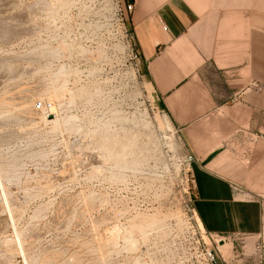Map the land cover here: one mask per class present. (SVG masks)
<instances>
[{
    "label": "rangeland",
    "instance_id": "1",
    "mask_svg": "<svg viewBox=\"0 0 264 264\" xmlns=\"http://www.w3.org/2000/svg\"><path fill=\"white\" fill-rule=\"evenodd\" d=\"M37 16L36 0H0V167L12 170L1 175L8 198L0 181V264H25L23 254L35 264H145L127 238L188 213L178 130L94 28L87 51L71 52L76 82L52 100L74 118L35 125L31 110L48 86L37 74ZM214 240L222 264H259L251 239L226 240L227 253Z\"/></svg>",
    "mask_w": 264,
    "mask_h": 264
},
{
    "label": "crops",
    "instance_id": "2",
    "mask_svg": "<svg viewBox=\"0 0 264 264\" xmlns=\"http://www.w3.org/2000/svg\"><path fill=\"white\" fill-rule=\"evenodd\" d=\"M135 2L144 79L192 157L198 216L212 235L255 247L264 241V0Z\"/></svg>",
    "mask_w": 264,
    "mask_h": 264
},
{
    "label": "built area",
    "instance_id": "3",
    "mask_svg": "<svg viewBox=\"0 0 264 264\" xmlns=\"http://www.w3.org/2000/svg\"><path fill=\"white\" fill-rule=\"evenodd\" d=\"M135 6V0H69L67 3L62 0H36V61L40 81L48 85L55 82L64 84L65 91L66 85L75 83V62L71 52L87 51L93 28L106 35V50L114 55L116 64L123 60L135 78H144L138 40L130 25ZM75 35L80 36L79 40L73 39ZM63 106L64 103L59 101H36L32 109L34 124L38 123V117L52 112L61 116ZM191 160L190 155L185 156L188 167L184 170L187 180L184 192L188 213L184 219L163 223L138 240L137 251L145 264H222L220 251L213 246L214 235L205 229L194 204ZM220 239H224L225 243L229 238L223 236ZM217 241L214 240L219 246ZM255 250L259 264H264L263 240L257 242Z\"/></svg>",
    "mask_w": 264,
    "mask_h": 264
},
{
    "label": "bare ground",
    "instance_id": "4",
    "mask_svg": "<svg viewBox=\"0 0 264 264\" xmlns=\"http://www.w3.org/2000/svg\"><path fill=\"white\" fill-rule=\"evenodd\" d=\"M46 89H44L43 88V90L45 91H40V93L42 92V93H46L45 95H46V97L45 98H43V100H53V99H60L62 96H63V94H64V92H65V89H66V87H65V85L64 84H58L57 82H55V83H53V84H51V85H48V86H46L45 87ZM31 92V91H30ZM35 92V91H34ZM25 93V92H24ZM28 94V93H27ZM25 95V94H24ZM28 95H30V94H28ZM26 96V95H25ZM22 97V96H21ZM44 97V96H43ZM41 98V97H40ZM63 98V97H62ZM1 101H4V98H3V100H1ZM27 101V100H26ZM60 101V100H59ZM7 102V101H6ZM23 102V101H22ZM57 102V101H56ZM2 103V102H1ZM0 103V104H1ZM4 104V106H5V102H3ZM8 103V102H7ZM29 103H30V101H29ZM25 105H26V103H24ZM32 104V103H31ZM3 105L1 106V107H3ZM24 105V106H25ZM27 105H28V103H27ZM60 105H62L61 103H59V106ZM7 106H9V105H7ZM22 106H23V103H22ZM29 107V108H28ZM28 107H25V109H29L30 110V105H28ZM5 108V107H4ZM3 108V109H4ZM2 108H0V110H1ZM25 109H21L22 111L24 110V111H27V110H25ZM5 111H6V109H4ZM3 110V111H4ZM2 111V110H1ZM1 111H0V113H1ZM10 111V110H9ZM8 111V112H9ZM12 112V111H11ZM18 112V111H17ZM19 112H21V111H19ZM30 112V111H29ZM3 113V112H2ZM14 113V112H13ZM22 113H24V112H22ZM28 114V113H27ZM31 114L33 115V112H32V110H31ZM30 114V115H31ZM29 115V114H28ZM31 115V117H33ZM73 116H71V117H69V116H67V117H65V118H63V117H61L57 112H52L50 115H42L41 117H40V119L42 120V121H44V122H46L47 124H53V125H55V126H58L59 127V125L63 122L65 125L66 124H68V123H70V121H72L71 119H73L72 118ZM33 119H34V117H33ZM20 120V119H19ZM77 120V119H76ZM106 145L107 144H105V147H106ZM107 151H108V149H107ZM108 153L110 154V152L108 151ZM13 156V155H12ZM39 156V155H38ZM41 156V155H40ZM11 159V158H10ZM14 161H16V160H14ZM19 161V160H18ZM3 163V162H2ZM1 164V163H0ZM4 164V163H3ZM8 165V164H7ZM6 165V166H7ZM5 166V165H4ZM3 166V167H4ZM5 166V167H6ZM10 166V165H9ZM1 167H2V164H1ZM0 167V181H1V185H2V187H3V192L5 193V196H6V191H5V187L3 186V181L5 180H3V178H5V174L3 173V172H6V169H3V168H1ZM8 167V166H7ZM6 167V168H7ZM11 167V166H10ZM9 167V168H10ZM13 167H16L15 169H17L18 167L20 168V166H13ZM12 168V167H11ZM12 169H14V168H12ZM10 172H6V173H8V174H12L11 173V171L12 170H10V169H8ZM94 170V169H93ZM2 173L4 174V176H3V178H1V175H2ZM6 176H7V174H6ZM11 177H13V175L11 176ZM10 177V178H11ZM12 180V179H11ZM17 180V179H16ZM2 192V191H1ZM4 195V194H3ZM9 196V195H8ZM4 198H8L7 196L6 197H4ZM9 200V199H8ZM91 200V199H90ZM94 200H95V198H94ZM6 203H7V201H5ZM94 202V201H93ZM93 202H92V204H93ZM7 204H9V201H8V203ZM6 204V205H7ZM1 205V204H0ZM8 208H9V205H8ZM10 208H13V207H11L10 206ZM8 210V209H7ZM17 210V209H16ZM4 211V210H3ZM9 212H10V214H12V210H8ZM4 214V213H3ZM15 216V215H14ZM13 217V215L12 216H10V218H12ZM15 218V217H14ZM12 220H14V219H12ZM13 224V223H12ZM140 230V229H139ZM17 233H18V231H17ZM20 234H21V232H20ZM129 236V235H128ZM135 236V235H134ZM19 237V236H18ZM22 237V236H21ZM20 237V238H21ZM125 237V236H124ZM130 237V236H129ZM132 237V236H131ZM133 238V237H132ZM139 238V237H138ZM11 239V238H10ZM124 239V238H123ZM131 239V238H130ZM24 240V239H23ZM117 240V239H116ZM125 240H126V238L124 239V242H125ZM11 241L12 240H10L9 241V243H11ZM15 241V240H14ZM106 241V240H105ZM108 241V240H107ZM112 241V240H111ZM114 241V240H113ZM132 241L133 240H129L128 238H127V241L125 242V244L127 245V247H128V244H129V246H131V248H129V250L130 249H132V250H137V249H135L136 247H135V245H133L134 244V241H133V244H132ZM136 241H138V240H136ZM135 241V242H136ZM18 242V241H17ZM20 242V241H19ZM217 242H219L220 243V245H219V247L224 251V252H228V245L229 244H225L224 243V239H220V240H218ZM8 243V242H7ZM22 242H20V244H21ZM113 243V242H112ZM115 243V242H114ZM6 244V243H5ZM18 244V243H17ZM20 244H18L19 246H20ZM101 244V243H100ZM100 244H98V245H100ZM119 245V244H118ZM10 246V245H9ZM22 246V245H21ZM111 246V245H110ZM6 247V246H5ZM14 247V246H13ZM28 247V246H27ZM27 247H25V248H27ZM126 247V248H127ZM20 248V247H19ZM23 248V247H22ZM22 248H20V249H22ZM101 248H103V247H100V249ZM7 249V248H6ZM10 250H11V247L9 248ZM19 249V250H20ZM94 249H98V248H94ZM231 249V248H230ZM8 250V249H7ZM23 250V252H24V249H22ZM122 250V249H121ZM121 250H119L120 252H122ZM128 250V251H129ZM100 251V250H99ZM116 251V250H115ZM134 251V252H135ZM101 252V251H100ZM108 252V251H107ZM112 252V251H111ZM110 252V253H111ZM125 252V251H124ZM127 252V251H126ZM138 252V251H137ZM21 254H22V252H20ZM25 253V252H24ZM91 253H93V252H91ZM114 253V252H113ZM136 253V252H135ZM230 253V252H229ZM17 254V253H16ZM15 254V255H16ZM95 254V253H94ZM102 254V253H101ZM108 254V253H107ZM9 255V254H8ZM24 255V258H25V264H30L31 263V261H30V263H29V260H28V257H26V255L25 254H23ZM22 255V256H23ZM106 256V255H105ZM114 256H116V255H114ZM98 259H99V257H98ZM94 260H96V259H94ZM136 260H139V259H137L136 258ZM79 261V260H78ZM80 261H82V260H80ZM104 262H105V260H104ZM134 262V261H133ZM76 263V262H75ZM80 263V262H79ZM78 263V264H79ZM134 263H136V262H134ZM145 263V262H144ZM31 264H35V262L33 261ZM136 264H141V263H136Z\"/></svg>",
    "mask_w": 264,
    "mask_h": 264
}]
</instances>
